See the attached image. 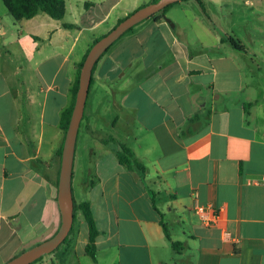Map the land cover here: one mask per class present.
<instances>
[{
  "label": "crops",
  "instance_id": "obj_1",
  "mask_svg": "<svg viewBox=\"0 0 264 264\" xmlns=\"http://www.w3.org/2000/svg\"><path fill=\"white\" fill-rule=\"evenodd\" d=\"M64 1L60 19L40 11L15 21L9 36L0 27V264L60 225L61 113L72 100L77 63L102 35L99 25L120 19L113 14L120 0L98 17L90 0ZM141 3L123 0L120 11ZM151 18L117 41L92 74V82L103 83L114 95L118 78L134 64V84L120 100L113 98L120 114L109 123L114 127L124 120L127 132L118 140L135 141L140 154L124 143L146 172L120 164L102 136L91 133L103 128L86 119L84 132L101 146L98 156L109 164L98 159L97 181L79 179L80 190L87 195L94 185L100 188L104 172L112 169L113 206L109 216H98L90 197L75 199L90 204L98 230L95 256L85 250L86 221L75 219L66 264H162L170 246L162 226L166 215L185 228L182 264H264V103L244 81L236 56L222 50L229 41L216 27L194 15L203 37L190 47L173 33L176 25ZM76 145L77 138L74 156ZM197 206L204 207L202 214Z\"/></svg>",
  "mask_w": 264,
  "mask_h": 264
},
{
  "label": "rangeland",
  "instance_id": "obj_2",
  "mask_svg": "<svg viewBox=\"0 0 264 264\" xmlns=\"http://www.w3.org/2000/svg\"><path fill=\"white\" fill-rule=\"evenodd\" d=\"M90 1H92V4L94 3V9L92 13L98 17L101 13L106 12L110 5L116 0ZM141 2V4H145L151 2V0H141ZM122 3L123 0H120L113 8V14H117L120 18L125 17L127 14L133 11H126V13L122 11L123 9L120 11L122 6L119 5ZM164 15L169 18L174 25H176L174 28H172L173 33L182 41H184V43H189L190 47H196L199 43L198 37L199 39L203 37L202 34L201 36L199 35L196 27L194 26V15L200 16L212 26L216 27V31L218 33L232 35L238 39L240 44L243 46V49L239 50L230 42H226L222 50H224L225 53L228 50L229 53L236 56V60L240 65L242 74L244 76V81H247L248 84L250 83V85L254 86L252 87L254 89L253 93L256 97H260V100L264 103V97L261 96V91L264 90V0H178L169 6L167 10H165ZM85 18L87 17L84 15V21H86ZM151 19V17H148L139 21L133 25V28L130 31L125 32L117 41L120 42L132 31H137V29L141 27L143 23H146ZM14 22L15 20L7 11L3 2L0 0V27L4 25L7 33L6 36H9L10 29L13 27L12 25ZM116 22H118L116 19L110 18L107 22L99 25L97 30L103 35L107 33L109 28L112 25H115ZM83 38H85V36ZM110 49H108V51ZM214 53L215 51H213V54ZM215 54H217V52ZM133 66L134 64L126 67V74L118 78L116 86H118L121 90L119 89V91L115 92L114 95L111 93L108 94L107 87L103 83H96L95 80L92 82L89 88V94L85 106V114L80 122V127L78 128L77 145L73 160L74 178L71 183L72 193L75 199L78 197L83 199L90 197L93 207V214L98 216L105 213L109 216L112 211L114 198L112 193L114 170L107 169V171L104 172V183L100 186V188L99 185H94L91 189V192H89L87 189V195H82L79 179L82 181L83 177H86L87 179L90 178L92 180V184L97 181L95 167L98 165V159L100 160L99 162L102 161V164H109V162L105 163V159L99 158L98 154L101 146L99 144H94L91 136L84 132V124L87 121L86 119H88L92 125L95 127H102L105 134L109 133L116 139H118V137L121 138L120 135L123 136V134L127 132L126 123L123 119H120L118 124L114 127H111L109 122L111 118L114 117V115L120 114V109H117L113 104V98H115L116 101L120 100L123 93L127 92L134 84V80L130 76V74L133 72ZM123 138L124 142H126L128 146H132L135 148L137 154H140L141 149L134 145L135 141L131 137ZM108 145L114 151L111 144ZM90 146H93L92 148L94 151L91 157L87 154L88 147ZM80 162L90 171L88 172V170H86L85 174L83 171L84 166L81 167ZM146 179L150 186L155 191H157L155 183L151 180V177L148 174L146 175ZM160 198L161 197H159L157 194L156 200L159 207L161 208L162 205L160 203ZM76 219H81L83 221V215L81 212L78 211ZM164 221L169 233L172 236V239L183 241L182 231L185 230V228L180 223L174 222L169 215L165 216ZM77 223L78 221H75L72 230L69 231V241L67 243L63 244L61 242L55 248L56 250L54 249L49 253L43 254L41 259L36 260L31 264H66L67 255H61V253L65 252L67 248L72 245ZM99 225L105 226L103 221L100 222ZM84 234V226L81 224L80 235H83L84 237ZM181 250L183 249L176 251L173 250L171 245L168 246L163 255L162 264H182V259L184 258L185 254L182 255L180 253Z\"/></svg>",
  "mask_w": 264,
  "mask_h": 264
},
{
  "label": "water",
  "instance_id": "obj_3",
  "mask_svg": "<svg viewBox=\"0 0 264 264\" xmlns=\"http://www.w3.org/2000/svg\"><path fill=\"white\" fill-rule=\"evenodd\" d=\"M178 0H154L134 9L118 21L107 33L103 34L89 47L80 67L78 87L74 105L66 129L62 150L57 184V203L61 220L58 229L50 237L39 241L20 253L9 258L3 264H29L45 253L53 251L68 234L73 221V196L71 189L72 166L79 124L84 112V106L91 80L92 67L100 54L104 52L122 33L139 21L161 11L169 4ZM162 17L171 25L172 22L164 13Z\"/></svg>",
  "mask_w": 264,
  "mask_h": 264
},
{
  "label": "trees",
  "instance_id": "obj_4",
  "mask_svg": "<svg viewBox=\"0 0 264 264\" xmlns=\"http://www.w3.org/2000/svg\"><path fill=\"white\" fill-rule=\"evenodd\" d=\"M1 1L3 2L7 11L10 13V15L13 17V19L15 21H18L22 18L31 17L40 11L46 12L47 14H49L53 18L60 19L63 17L64 12H65V1L64 0H1ZM151 1H154V0H151ZM173 3L166 6L161 11L151 15V17H153L155 19L162 18V13H164L165 10H167V8L169 6H171ZM121 19L122 18H120L118 21H120ZM63 24H64V26H70L69 23H63ZM132 28H133V26L130 27L129 29H127L125 32L130 31ZM124 33H122L104 52H102L100 54V56L98 57V59L95 61L94 65L92 67L90 84L92 82V74H93L94 68L96 66V63L108 51V49H110L111 46L118 39H120V37ZM101 36L102 35H100L99 37H101ZM99 37H96L94 41H96ZM221 39L229 41L234 47H236L239 50L243 49V46L240 44L239 40L236 39L235 37H233L232 35H226L225 37H222ZM88 50H89V48H88ZM88 50L86 51L85 55L87 54ZM85 55L83 56L82 60L77 63L76 77H75L74 84L72 86L71 103L61 113L60 127L63 130L64 135H65L66 129L68 127L69 119H70L72 108L74 105L75 94H76V90L78 87L79 71H80V67L82 65V62L85 58ZM113 91H114V87H112V93H113ZM197 115L198 114L195 113L191 117L190 120L191 121L194 120V118H196ZM83 116H84V112H83L82 118H83ZM82 118H81V120H82ZM91 133L92 134H100L102 136L103 143L111 144V146L113 147V149L115 151V154H116V157H117L119 163L122 164L125 168L133 170L135 172H138L141 175L146 172L145 165L143 163H141L135 157L131 148L128 147L124 142L116 139L114 136H112L109 133L105 134L104 131H91ZM61 150L62 149L59 150V154H61ZM72 174H73V170H72ZM71 183H72V176H71ZM71 189H72V186H71ZM72 196H73V193H72ZM78 210H80V212L82 213L83 218L86 221V224L88 227V240H87V243L85 245V250L92 258H94V256H95V236L97 235L98 230L96 228V225H95V222L93 219V215H92V212L90 209V204L87 200L77 202L73 196V221H72V225H71V228L69 231H71L73 228V223L77 217ZM162 226L164 229V234H165L166 238L168 240H170V245L173 248V250L178 251L180 249H183L184 248L183 242L179 241V240H172L165 223L162 222ZM68 241H69V234L66 235V237L64 238L62 243L64 244V243H67ZM61 255H65V252L61 253ZM42 256H40L36 260L41 259ZM36 260H34V261H36ZM33 262H31V263H33ZM31 263H29V264H31Z\"/></svg>",
  "mask_w": 264,
  "mask_h": 264
},
{
  "label": "built area",
  "instance_id": "obj_5",
  "mask_svg": "<svg viewBox=\"0 0 264 264\" xmlns=\"http://www.w3.org/2000/svg\"><path fill=\"white\" fill-rule=\"evenodd\" d=\"M196 210H197L200 214H202V213L204 212V207H202V206H197V207H196Z\"/></svg>",
  "mask_w": 264,
  "mask_h": 264
}]
</instances>
